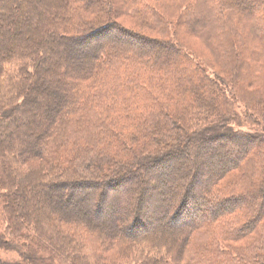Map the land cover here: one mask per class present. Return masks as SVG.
Segmentation results:
<instances>
[{
    "label": "trees",
    "instance_id": "trees-1",
    "mask_svg": "<svg viewBox=\"0 0 264 264\" xmlns=\"http://www.w3.org/2000/svg\"><path fill=\"white\" fill-rule=\"evenodd\" d=\"M165 1L163 6L177 11L185 6L186 27L215 46L210 52L217 63L209 65L217 70L214 76L193 65L200 58L188 49L142 36L115 19L119 12H131L138 25L162 20L148 0H118L119 6L115 0H0V202L6 224L0 245L21 257L0 264H213L215 248L210 257L208 251L196 257L186 252L201 227L220 222L223 238L253 229L264 234V131H239L240 116L225 95L244 94V88L256 85L235 49L232 24V16L253 17L251 3ZM262 24L248 25L255 38L264 35ZM16 25L19 30L13 31ZM221 36L228 40L225 46ZM10 65L13 78L7 82ZM102 98L104 110L98 104ZM259 100L264 106V98ZM247 108L252 114V106ZM21 135L32 143L19 146ZM190 145L211 146L213 153L193 156L192 172L178 174L175 189L162 188L155 198V185L140 172L158 179ZM211 158L219 164L207 172ZM239 169L247 172L243 181L235 180L244 190L222 191L220 181ZM30 186L36 187L32 199L45 195L46 205L64 188H78L77 193L93 188L88 211L99 219L58 201L21 212L18 200L23 208L32 203L25 195ZM113 193L127 206L121 231L116 224H121L122 200L112 203ZM64 197L61 193L59 200ZM260 252L256 257L264 264Z\"/></svg>",
    "mask_w": 264,
    "mask_h": 264
},
{
    "label": "rangeland",
    "instance_id": "rangeland-1",
    "mask_svg": "<svg viewBox=\"0 0 264 264\" xmlns=\"http://www.w3.org/2000/svg\"><path fill=\"white\" fill-rule=\"evenodd\" d=\"M118 0H115L116 4L119 6L117 3ZM151 4L154 10H156L159 14L162 20H156L152 19L149 22H143L142 25H138L137 22V16L136 14H133L131 12L120 14V12L117 14L115 19L121 23L124 27L133 30L142 36L145 37H151V38H160L163 40H168L171 41L174 45L179 46L182 49H188L187 53L193 54V56H197L200 59L196 58V62H193V65L195 67H198L196 64H199V67L203 68L206 70V73L210 76H214L217 72L216 69H212L210 66H215L217 63V59H215V56L211 55L212 49L215 46L211 47L210 45H207L205 38L202 36L203 35H194L193 32H191L187 27H186V22L184 21L186 9L183 8L185 6H182L181 8L175 9L174 6L172 8H168L163 6L165 5L166 1L165 0H158L157 2H152L148 0ZM251 3L250 8L253 10V17L251 19H240L237 16H232L233 17V23L234 26H236L233 31H235V36H236V44L237 46L235 49L239 50L240 56L244 59L242 61V65L247 66V69L249 70L252 74V82L253 80L256 79V85H250L249 88H244L243 90L247 93H239V95H234L232 93L225 92V95L232 101L233 105V110L237 112V114L240 116V124L238 126V130L241 132H252L256 133L264 131V121L262 120L261 117L264 116V106L261 104V101L259 98H264V60L262 55L260 54L263 51L264 47V40H261V38L264 37V35L261 38H255V36L252 34L250 30V25H258V26H263L264 22V16L260 13L258 14V11H261L264 13V8H261L262 3L264 0H249ZM161 5H160V4ZM262 15V16H261ZM188 19V17H187ZM229 24V23H228ZM249 25V26H248ZM13 31L19 30L18 25L14 26L12 28ZM250 32V35H249ZM253 35V36H252ZM4 37L5 34L3 35ZM254 37V38H252ZM98 39H101L98 38ZM96 40L93 38V43L94 41H100ZM226 42H228L226 36H221L219 43H223L225 46ZM90 45V43H88ZM210 46V47H209ZM221 48H223L221 46ZM211 49V50H210ZM149 50V49H145ZM209 50V51H208ZM264 54V53H263ZM214 55V54H213ZM263 60V61H262ZM210 65V66H209ZM198 67V68H199ZM201 68V69H202ZM216 68V67H215ZM262 68V72L258 73V70ZM13 65H10L7 67L8 74L5 76V81L9 82L13 78V73L14 71ZM11 74V76L9 75ZM11 77V78H9ZM251 80V79H247ZM92 89L98 90L99 86H93ZM88 91V90H87ZM86 91V92H87ZM249 93V94H248ZM49 95L50 93L46 91L45 95ZM252 96V97H251ZM251 97V98H249ZM46 98H44L45 101ZM104 98L100 99L98 104L99 107L104 110V106H107L105 103L106 101H103ZM250 99V100H249ZM48 99H46L47 101ZM254 102L252 103V101ZM249 101V102H248ZM39 102V107H42L43 103L42 101L38 100ZM246 103H251L250 105H246ZM169 104V102H168ZM117 107V104H115ZM249 106H252L253 110H250L252 114L248 113V108ZM256 106V107H255ZM112 110V109H111ZM172 110V108H171ZM163 112H170L167 110H164ZM173 112V111H172ZM164 114V113H163ZM146 113H144V116ZM142 116V114H141ZM27 121H29V117L25 116L24 117ZM235 125H232V127ZM237 129V128H236ZM4 132V137L8 138V142L11 143L13 140L11 133L8 129L2 130ZM22 135L26 134V130L23 129L20 131ZM18 136L19 137V146H23L24 143H32V139H26L24 136ZM105 137V136H104ZM107 141V140H106ZM104 141V142H106ZM12 145V144H11ZM13 147V146H12ZM215 147V146H213ZM212 147L207 146L206 149H201L198 145H190L188 148L183 150V156L177 160V158L168 165V168L164 170V173L162 176L158 177V179L154 180L153 175L150 172L147 171H141L140 175L142 177V180L148 182L149 184H154L155 187L153 188V196L156 198L159 196L158 193L162 191V188H168V190H174L175 185L178 180V174L184 173L187 169L188 174H190L192 171L189 170L190 168V159L195 156L198 158H205L209 156L210 154L213 153V150L211 149ZM236 150V149H235ZM13 151L15 153V148L13 147ZM221 159L226 160V157H222ZM167 160V159H166ZM165 161H163L162 164H164ZM211 163L210 166H208L205 170L210 171L212 167L215 165L219 164V159L217 158H211L210 159ZM254 162H256V157L254 159ZM217 161V162H216ZM257 161H260V158H257ZM215 165H214V164ZM258 164V163H257ZM260 167L259 164L255 165V168ZM200 169V167H199ZM252 168H250L251 170ZM202 170V168L200 169ZM206 172H204L205 176ZM187 175V174H186ZM247 175V172H242L241 169L231 173L229 176H227L225 179L220 181V184H218L219 188H222V191H234L237 193L242 192L244 189L243 187L241 188L237 184V180L243 181V177ZM188 176V175H187ZM237 179V180H236ZM236 180V181H235ZM255 180V179H254ZM235 182V183H234ZM200 185L197 186V189H199ZM78 189V188H77ZM77 189H74V192L72 191L70 193V190L67 188L62 189V192H54L49 204L46 205L44 203V200L46 199V196H41L39 199H32V196L34 195V191L36 190L35 186H30L29 188H26V194L29 197V200L32 201L31 204H27L25 208H23L21 201H17L16 207L21 211V212H28L31 210V208H36V207H49L53 206V201H58L59 204H61L64 208L68 210H72L76 213L83 212V211H88V208L90 206L91 197H93V192L95 189L90 188L89 190H86L83 193H77ZM83 189L82 191H84ZM63 193L65 196L63 199L59 200V195ZM84 193L86 194H92L90 197H82ZM71 195V196H70ZM71 198H70V197ZM123 198V197H122ZM122 198L118 199L116 193L112 194V203L118 202L117 200H122ZM90 199V201H89ZM60 201V202H59ZM85 201V202H84ZM119 202V208L121 211V224L118 223L116 224L117 229L120 230L122 225L124 226L126 223V220H124V210L127 207L126 204L123 202ZM109 203V202H108ZM110 204V203H109ZM109 208V206L107 205ZM89 217H91L92 220L95 222L99 219L97 215H95L93 212L88 211ZM227 217V216H226ZM237 217H232V220L235 221ZM239 220L236 222H232V224H236ZM147 222V221H145ZM262 224L264 225V217L262 220ZM5 222L3 219V214H2V205L0 202V238L3 237L5 239L6 234H5ZM57 227L56 229L60 231H64L63 229H59L60 226L59 224H55ZM221 223H209V226H204L201 227L200 231L196 232L189 240L188 244L186 245V252L188 255H194L196 257L197 255L201 254V251H208L205 253V256H212L210 255V252L213 251L215 248L218 251V254L216 253L213 255V257H216L217 259L213 261V264H261L260 260L262 258L256 257L258 255V252L263 251L262 246H264V234H258L257 230L255 229L248 230L246 231L243 235H241L238 238L232 239L228 238L225 236V238L221 237L219 234V231L221 228L220 226ZM257 226V225H256ZM62 227V226H61ZM168 227V225H167ZM231 228V227H230ZM224 230L225 233L230 229ZM67 232H71V229H67ZM262 232L264 233V228L261 229ZM121 231V230H120ZM230 231L228 233L230 234ZM259 231V230H258ZM258 235H262L258 238L259 242L256 243L255 239L257 238ZM23 241H20L19 244H21ZM211 247V248H210ZM20 248V247H19ZM209 249V250H207ZM140 251V250H139ZM210 251V252H209ZM17 252V250H16ZM15 251L8 250L6 248H3L0 245V260L4 262H15L16 260L20 259L18 252L16 253ZM113 252V251H112ZM118 253V252H117ZM141 253V251H140ZM264 254V252H260ZM42 255V252H40ZM39 254V255H40ZM139 254V253H138ZM140 258H143V253H141ZM126 255V254H125ZM186 255L184 256V260L186 261ZM249 257V258H248ZM131 258V257H130ZM183 262V261H182ZM179 262V263H182ZM57 263V262H56ZM133 264V263H132ZM166 264H171V262L167 261Z\"/></svg>",
    "mask_w": 264,
    "mask_h": 264
},
{
    "label": "bare ground",
    "instance_id": "bare-ground-1",
    "mask_svg": "<svg viewBox=\"0 0 264 264\" xmlns=\"http://www.w3.org/2000/svg\"><path fill=\"white\" fill-rule=\"evenodd\" d=\"M176 155H177V154H174V155H173V159L176 158ZM74 189H75V188L70 189V193H71L72 191L74 192ZM71 194H72V193H71ZM70 196H71V195H70ZM70 196H69V197H70ZM70 198H71V197H70Z\"/></svg>",
    "mask_w": 264,
    "mask_h": 264
}]
</instances>
